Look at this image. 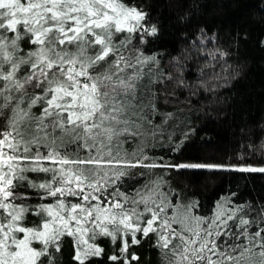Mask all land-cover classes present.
Returning <instances> with one entry per match:
<instances>
[{"label": "snow or ice", "instance_id": "1", "mask_svg": "<svg viewBox=\"0 0 264 264\" xmlns=\"http://www.w3.org/2000/svg\"><path fill=\"white\" fill-rule=\"evenodd\" d=\"M158 33L140 0H0V264H58L66 238L73 264H139L131 249L152 237L160 264H264V202L231 193L196 215L197 202L182 203L153 171L264 174V142L248 145L258 165L148 155L173 119L157 90L192 87L183 63L165 72L141 47ZM204 55L201 80L229 54ZM135 176L145 182L125 184Z\"/></svg>", "mask_w": 264, "mask_h": 264}, {"label": "trees", "instance_id": "2", "mask_svg": "<svg viewBox=\"0 0 264 264\" xmlns=\"http://www.w3.org/2000/svg\"><path fill=\"white\" fill-rule=\"evenodd\" d=\"M159 33L146 37L142 45L148 55H158L165 72H175L177 61L185 65L183 75L192 87L177 89L173 84L159 87L158 107L161 113H172L165 135L152 141L148 155L164 163H223L229 159L240 163L238 155L258 165L259 151L248 145L264 142V0H140ZM203 30V34L201 32ZM205 37L207 42L202 43ZM135 43V41H134ZM216 48L229 55L217 56L214 69H201L211 59L204 55ZM196 49V51H193ZM226 60L227 73L221 70ZM221 79L213 80L216 74ZM226 75V79L223 77ZM201 82L211 90L198 87ZM159 123V118H157ZM195 129L183 151H172V144L184 139L183 133ZM171 139H168V136ZM133 172H147L134 169ZM163 175L167 188L182 203L197 202L194 214L211 216L216 204L231 193L235 202H264V174L239 172L175 171L154 169ZM146 177L126 179L136 187ZM139 238V237H138ZM155 238L143 240L132 251L140 256L139 264H160L153 247ZM102 247L110 254L111 244ZM72 240L66 238L58 264H73ZM95 264V262H94ZM99 264H108L105 256Z\"/></svg>", "mask_w": 264, "mask_h": 264}]
</instances>
